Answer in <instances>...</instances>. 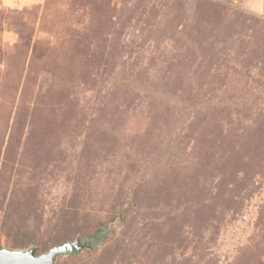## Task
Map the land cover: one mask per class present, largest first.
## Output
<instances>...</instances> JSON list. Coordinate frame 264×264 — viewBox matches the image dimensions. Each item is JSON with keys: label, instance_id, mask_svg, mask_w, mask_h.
Listing matches in <instances>:
<instances>
[{"label": "rangeland", "instance_id": "1", "mask_svg": "<svg viewBox=\"0 0 264 264\" xmlns=\"http://www.w3.org/2000/svg\"><path fill=\"white\" fill-rule=\"evenodd\" d=\"M54 264H264V0H0V249Z\"/></svg>", "mask_w": 264, "mask_h": 264}, {"label": "water", "instance_id": "2", "mask_svg": "<svg viewBox=\"0 0 264 264\" xmlns=\"http://www.w3.org/2000/svg\"><path fill=\"white\" fill-rule=\"evenodd\" d=\"M90 242L77 238L73 242H67L52 247L43 254H36L35 248L28 250L0 249V264H54L59 256L80 253L83 249L90 248Z\"/></svg>", "mask_w": 264, "mask_h": 264}, {"label": "trees", "instance_id": "3", "mask_svg": "<svg viewBox=\"0 0 264 264\" xmlns=\"http://www.w3.org/2000/svg\"><path fill=\"white\" fill-rule=\"evenodd\" d=\"M76 254V253H75Z\"/></svg>", "mask_w": 264, "mask_h": 264}]
</instances>
